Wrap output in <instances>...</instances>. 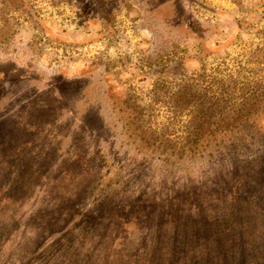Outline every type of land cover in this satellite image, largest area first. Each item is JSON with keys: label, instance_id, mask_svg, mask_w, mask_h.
<instances>
[{"label": "rangeland", "instance_id": "obj_1", "mask_svg": "<svg viewBox=\"0 0 264 264\" xmlns=\"http://www.w3.org/2000/svg\"><path fill=\"white\" fill-rule=\"evenodd\" d=\"M0 264H264V0H0Z\"/></svg>", "mask_w": 264, "mask_h": 264}]
</instances>
